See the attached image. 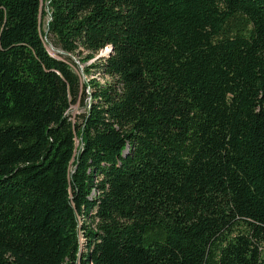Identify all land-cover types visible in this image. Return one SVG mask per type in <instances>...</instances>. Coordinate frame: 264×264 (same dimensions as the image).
Returning <instances> with one entry per match:
<instances>
[{
	"label": "trees",
	"instance_id": "trees-1",
	"mask_svg": "<svg viewBox=\"0 0 264 264\" xmlns=\"http://www.w3.org/2000/svg\"><path fill=\"white\" fill-rule=\"evenodd\" d=\"M0 264H264V0H0Z\"/></svg>",
	"mask_w": 264,
	"mask_h": 264
},
{
	"label": "rangeland",
	"instance_id": "rangeland-1",
	"mask_svg": "<svg viewBox=\"0 0 264 264\" xmlns=\"http://www.w3.org/2000/svg\"><path fill=\"white\" fill-rule=\"evenodd\" d=\"M46 48H47V50H48L52 55H54V56H60V55H58V52H57L53 47H51V45L46 44ZM107 50H108V48L103 47V48H102V49H101L96 55H102V54H105V53L107 52ZM71 57H72L76 62H78V68H81L82 65H83V62H79L78 58H77L75 55H71ZM86 62H89V60L86 61ZM84 75H88V76H93V75H95L96 78H99V79H100L99 75H97V72H92V73H88V74L85 73ZM79 110H80V108L74 103V104L71 105L70 113H71V114H75V113H77Z\"/></svg>",
	"mask_w": 264,
	"mask_h": 264
},
{
	"label": "water",
	"instance_id": "water-1",
	"mask_svg": "<svg viewBox=\"0 0 264 264\" xmlns=\"http://www.w3.org/2000/svg\"><path fill=\"white\" fill-rule=\"evenodd\" d=\"M51 47H52V46H51ZM110 48H111V46L109 45V46H108V50H109ZM95 56H97V55H95Z\"/></svg>",
	"mask_w": 264,
	"mask_h": 264
}]
</instances>
